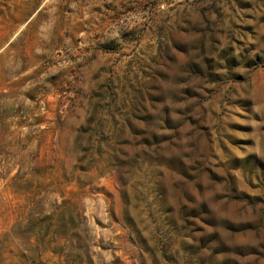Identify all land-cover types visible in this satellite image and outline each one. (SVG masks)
<instances>
[{
  "label": "rangeland",
  "instance_id": "obj_1",
  "mask_svg": "<svg viewBox=\"0 0 264 264\" xmlns=\"http://www.w3.org/2000/svg\"><path fill=\"white\" fill-rule=\"evenodd\" d=\"M0 264H264V0H0Z\"/></svg>",
  "mask_w": 264,
  "mask_h": 264
}]
</instances>
